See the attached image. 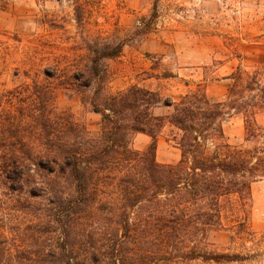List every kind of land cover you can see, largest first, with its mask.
Instances as JSON below:
<instances>
[{"label":"rangeland","instance_id":"1","mask_svg":"<svg viewBox=\"0 0 264 264\" xmlns=\"http://www.w3.org/2000/svg\"><path fill=\"white\" fill-rule=\"evenodd\" d=\"M80 3L16 0L0 12V153L40 161L73 146L92 152L103 130L92 106L100 84L102 100L139 85L163 100L201 90L225 102L228 77L239 67L255 70L264 56V0ZM118 46L119 55L99 57L94 75L96 54ZM257 121L264 126V113ZM224 130L230 144L247 145L241 116L227 118ZM178 138L170 127L158 136L159 164L179 161ZM128 139L137 151L152 144L143 133ZM32 174L39 196L32 179L11 186L0 174V264H114L135 251L118 247L125 209L116 171L94 176V195L77 203L69 174ZM249 204L247 227L226 208L223 228L209 234L212 251L243 256L219 264H264V179Z\"/></svg>","mask_w":264,"mask_h":264},{"label":"trees","instance_id":"2","mask_svg":"<svg viewBox=\"0 0 264 264\" xmlns=\"http://www.w3.org/2000/svg\"><path fill=\"white\" fill-rule=\"evenodd\" d=\"M13 1L0 0V12ZM67 1L82 6L81 0ZM76 10L80 18L81 10ZM120 52L118 46L113 52L96 54L94 75H98L100 58ZM228 79L232 84L225 102H215L201 90L163 100L158 92L139 85L102 100L105 89L100 84L92 99L103 128L95 150L85 153L73 146L40 161L0 153V174L11 186H23L32 179L33 195L39 196V173H32L62 171L74 182V194L69 197L77 203L94 195V176L116 171L125 209L118 247L131 246L135 251L114 258V264L239 261L243 256L212 251L208 236L223 228L226 208L239 226L247 227L252 187L264 179V126L257 121L264 113V56L255 70L239 67ZM91 85L90 80L86 87ZM233 115L243 119L245 146L226 139L224 122ZM167 127L179 132L180 159L162 165L156 161V141ZM135 133L152 138L146 151L130 147L128 136Z\"/></svg>","mask_w":264,"mask_h":264}]
</instances>
